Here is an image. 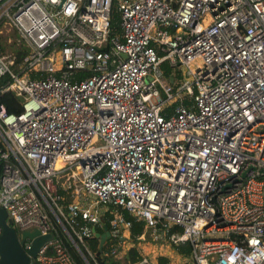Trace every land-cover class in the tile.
I'll list each match as a JSON object with an SVG mask.
<instances>
[{
    "label": "built area",
    "instance_id": "1",
    "mask_svg": "<svg viewBox=\"0 0 264 264\" xmlns=\"http://www.w3.org/2000/svg\"><path fill=\"white\" fill-rule=\"evenodd\" d=\"M0 26L25 49L0 52V208L53 235L35 264L125 263V211L193 264H264V0H0Z\"/></svg>",
    "mask_w": 264,
    "mask_h": 264
},
{
    "label": "water",
    "instance_id": "2",
    "mask_svg": "<svg viewBox=\"0 0 264 264\" xmlns=\"http://www.w3.org/2000/svg\"><path fill=\"white\" fill-rule=\"evenodd\" d=\"M104 232H96L94 236L99 238V251L105 240L109 237L108 227L104 225ZM52 234L41 235L37 229L25 230L20 235L12 226L4 208H0V264H35V257L42 245L52 239ZM25 239L31 241L30 248L23 247Z\"/></svg>",
    "mask_w": 264,
    "mask_h": 264
},
{
    "label": "trees",
    "instance_id": "3",
    "mask_svg": "<svg viewBox=\"0 0 264 264\" xmlns=\"http://www.w3.org/2000/svg\"><path fill=\"white\" fill-rule=\"evenodd\" d=\"M118 14L114 13L113 14V24H112V33H120L118 24ZM5 48L2 45V43H0V52H4ZM25 49L24 48H20V49H16L15 50V60L19 61L20 58L22 57V55L24 54ZM0 101L3 102L6 107L7 110L9 112H19L20 111V106L18 104V99L9 91L3 92L0 95ZM61 191V190H60ZM124 215L126 217V219H128L129 221H131V228H130V238L128 239L129 241H136V237H139L142 234L143 231V226L145 223V220H135V218L133 216H131L129 213H127L126 211L124 212ZM106 224H108L107 218L104 219ZM96 232H100V229H96ZM149 241V239H148ZM137 242V241H136ZM91 248L93 251L95 252H99L97 244H98V239L94 236L91 241ZM172 247L175 249V251L178 254H181L182 256H189V245L188 244H182V245H172ZM106 250V245L103 246L101 252H105ZM72 253L76 256L75 252L72 250ZM141 258V254L139 249L137 248V246H131L128 251L127 254H125V263L122 264H129V263H133L135 261H137L138 259ZM149 258V257H148ZM97 259L99 260L100 264H105L107 262V260H109V264H120L118 263V261H113L112 259H109V257L103 255L101 256V254L97 255ZM149 260L151 261V263L155 264L154 262H152V259L149 258ZM168 262V259L166 257H159L158 258V264H166Z\"/></svg>",
    "mask_w": 264,
    "mask_h": 264
},
{
    "label": "rangeland",
    "instance_id": "4",
    "mask_svg": "<svg viewBox=\"0 0 264 264\" xmlns=\"http://www.w3.org/2000/svg\"><path fill=\"white\" fill-rule=\"evenodd\" d=\"M207 20V17L203 18ZM0 43L4 46L5 50L2 52L6 54L8 57H15V50L22 49V44L17 43V33L14 30H8L7 27L0 26ZM9 38L11 42H8L6 39ZM195 67V63L192 64V68ZM152 79L151 74H148L144 77L145 82H149ZM67 166V164H64ZM147 224V223H146ZM150 229V228H149ZM149 229L145 225L142 231V234L138 237L136 241H128L124 244V247L129 245L137 246L139 251L143 255H147V257L152 259V262L158 264L159 257H166L168 262L166 264H193L192 259L189 256H182L178 254L175 249L172 247V244L168 242V240H164L161 238L153 239L149 236ZM152 231V229H150ZM149 239V241H148Z\"/></svg>",
    "mask_w": 264,
    "mask_h": 264
},
{
    "label": "bare ground",
    "instance_id": "5",
    "mask_svg": "<svg viewBox=\"0 0 264 264\" xmlns=\"http://www.w3.org/2000/svg\"><path fill=\"white\" fill-rule=\"evenodd\" d=\"M146 226H147V229H149V227H150V223L148 222V223L146 224Z\"/></svg>",
    "mask_w": 264,
    "mask_h": 264
}]
</instances>
